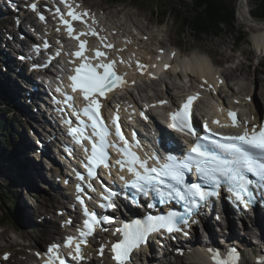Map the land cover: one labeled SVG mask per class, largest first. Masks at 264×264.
I'll return each mask as SVG.
<instances>
[{"label":"snow or ice","instance_id":"obj_1","mask_svg":"<svg viewBox=\"0 0 264 264\" xmlns=\"http://www.w3.org/2000/svg\"><path fill=\"white\" fill-rule=\"evenodd\" d=\"M68 8L67 15L72 21L83 20L84 16L89 13H78L69 0H61ZM35 10L36 5H32ZM59 12V9H57ZM43 20L44 16L41 15ZM61 22L67 27L70 36H73L75 29L71 21L64 18V14L60 16ZM93 35L98 36L99 33L91 30L89 33H79L74 36L79 40V51L74 53V56L81 59L78 66L73 69L74 74L69 77L73 92L79 91L82 94L83 100L86 102L81 110L84 117L91 121L93 129L92 135H85L86 128H73L72 134H77L91 142L90 154L85 162V168L88 175L95 178L97 176L96 168L103 165L109 167V152L108 149L116 147L122 154L124 159L117 160L121 169L127 167L134 179L129 186L137 192L147 196L149 193H154L159 197L161 203L179 200L182 201L186 212L178 213L175 211L169 212L161 216H149L147 219H137L134 223H124L122 228L117 229V232L122 233V240L111 245L113 259L116 264H127L131 259V253L134 249L148 242V237L161 230L168 233L174 231H183L182 226H188L189 220L203 207L208 200L215 196L219 197V189L221 186H226L227 190L234 193L235 199L245 208L250 203L254 202V192L252 189L253 180L255 177L262 187H264V124L253 125L251 128L245 126L240 134L223 136L221 140H213L212 135L220 136L221 133H212L207 122L204 123V129L212 133L211 135L201 136L194 126L193 104L199 99V93L188 96L186 100L179 105L175 111L169 113L171 123L169 127L175 131L183 133L185 136L195 138V143L190 149V152L183 159L169 155L167 159L161 163L158 157H153L157 162L154 165H149L148 160L142 159L136 152L132 150L129 140L124 136L118 115L113 119L115 127V135L119 138L121 144H115L108 140L112 134L101 115L102 107L98 97H106V94L113 91L117 87H123L127 81L124 79L126 74H120L116 71V60H108V53L98 49L94 51V57H89L85 53L88 51L87 42L80 40V36ZM47 46V45H46ZM104 47L108 49L114 48V45L108 43ZM162 51V50H161ZM59 55V53H57ZM172 55H175L173 53ZM103 57L104 59H100ZM93 60L99 62L93 63ZM74 63V61H73ZM120 63H124L123 58ZM155 65H153L154 67ZM137 61V68L144 73L147 68ZM170 65L165 64L167 70ZM207 83V81H205ZM211 87V86H210ZM70 99H73L70 97ZM161 104L167 101H160ZM80 113H77L79 118ZM144 119L147 116L141 112ZM228 116L231 119V124H221L219 120H213L212 123L219 127H238L239 122L237 114L231 110L228 111ZM83 125L85 122L80 121ZM98 137V139H96ZM201 140L210 142V145L201 143ZM82 143V140H78ZM139 146L138 143L136 145ZM85 152H89L85 148ZM195 171L199 179L203 182H189L186 173ZM123 179V177H121ZM128 183V182H126ZM203 185H211L215 190L209 191ZM116 193L109 190L108 194L103 197L107 203L104 207L115 208L113 197ZM78 199H80L78 197ZM83 203V200H80ZM152 205H149L151 207ZM85 216L88 217L84 221V228L80 230V237L66 238L65 246L72 247L74 245V253H69L72 260H83L82 245L87 243V237L94 235L95 225L101 223L96 213H90L85 206ZM112 217H103V222L111 223ZM196 222V221H192ZM187 235V232L184 233ZM60 245L53 244L47 250L48 259L45 264H66V260L59 254ZM212 254L213 264H239L240 255L235 248L221 251L220 249H208ZM101 255L104 252V246L99 249ZM39 255V253L37 254ZM4 259H8V254L4 255ZM260 264H264L261 261Z\"/></svg>","mask_w":264,"mask_h":264},{"label":"rangeland","instance_id":"obj_2","mask_svg":"<svg viewBox=\"0 0 264 264\" xmlns=\"http://www.w3.org/2000/svg\"><path fill=\"white\" fill-rule=\"evenodd\" d=\"M243 1L236 0L235 3L237 28L241 30L242 34L237 33V31L234 33L231 29L223 28L215 34L208 32L207 34L199 36L201 38H198L195 36L194 28L190 24L188 25V23L187 25H183L182 21L176 16L177 13H180L188 19L191 15H196L197 11L192 7L190 0H122V2L115 5H112V0H85L89 6L100 9L109 8L113 20H118V27H121L123 24L130 27L134 25L143 30L142 36L147 34L151 35L155 39L156 45L167 44V46L179 48L182 52V55L181 53L180 55L184 56V59L186 56H192L199 51L204 52L206 56L210 53L214 57V61L209 57V60L213 61L214 69L218 68L224 75L230 74L232 68L243 64L245 67V71L243 72L245 74L248 72L251 79H254L257 84L259 83L258 94L260 98H264L262 96V93H264V56L259 57L260 54L254 46V36L259 29V26L254 21L256 19L252 17V6H255L256 0H248L245 11L250 14H247L248 20L242 16V18L240 17ZM109 15L106 16L107 20H110ZM180 24L183 29L180 27ZM241 37L245 38L241 44H238L236 40H239ZM226 60L228 62H225ZM217 64L220 67H217ZM238 75L235 80H230L232 82H230L231 86L235 85V88L238 87L236 85L238 81L242 82V75ZM166 77V81L170 83H175L178 79L176 76H174L175 78L170 76ZM260 79L263 80L262 84L258 81ZM0 81L2 83L0 86V124L3 125L6 122L5 129L12 134V140L15 143L16 150L15 158L18 162L16 164L7 161L0 164V181L2 185H7L5 191L11 193L13 202L17 204L19 210V218H16L15 213L13 215L10 214L7 218L4 216V213L9 210V206L6 204L5 207H2V203H0V222L3 223L9 220L6 225H0V262L5 260L3 256L7 253L9 259L7 264H17L18 260L24 262L22 260L26 257H24V254H30L35 259V255L31 252L33 247L52 242L61 237L62 233L59 232L58 227L61 225V228H63L62 224L64 223L65 217L58 216L57 212L68 203L64 205L65 200H62V195H60V198L63 204H61L62 202L58 194H51L53 193L51 192L52 189L53 191L55 190L54 184L55 186H59L60 184V188L62 185L61 180H57L56 182L53 178L54 174L57 175V171L52 168V162L47 164V162L51 161V154L47 151V154H43V157L46 155L45 158L40 159L38 157V160L32 157L40 155L37 152L39 147L36 144L40 138L37 137L42 136V139H44V128L36 122V116L42 117V112L40 110L35 112V104H33V107L26 106V110L28 111V114L24 111L26 116L21 115L22 113L16 109L23 110L21 106L22 104L25 105L26 99L21 97L16 102L17 107L12 106L10 100L4 96V92L1 90L3 86L10 87L7 82L11 81L12 83L16 81L15 76H0ZM140 81L139 79V83ZM179 82L180 80L177 83ZM142 85L145 87L146 93L154 88V84H150L148 80L146 85ZM158 87L161 88L160 91L165 88L163 82L156 86V88ZM10 91L11 88H9ZM160 91L159 93H161ZM149 94L152 95L153 91H149L147 95ZM137 95L140 97L139 94ZM27 101L28 105H31L32 102L29 99ZM28 115H31V118H28ZM38 123L40 122L38 121ZM6 130L5 132H7ZM15 132L20 135V139H15ZM3 135L4 133L2 134L0 131V152H4L6 148L1 140ZM29 144H32L33 149L27 152V145ZM53 180L54 183L51 182ZM0 191L2 190L0 189ZM55 196L58 198H55ZM57 199L59 201L56 202ZM251 223L252 221L249 220L238 222L236 223L237 229L234 230L238 234L237 237L242 238L241 241L243 244L239 241V245H244V243L246 245L243 248L245 250L244 264H258L256 258L260 248L255 246L250 235H248V230L253 228ZM221 225L224 227V224ZM218 227L220 226L218 225ZM53 229H57L58 231L53 232ZM226 231L232 234V228L226 229ZM257 235H260V233L258 232ZM228 236L230 238L232 237L231 235ZM237 237L235 236V238ZM220 238L221 240L223 239L222 235ZM255 253L256 256H254ZM168 257L169 255L166 258ZM164 263L168 264L167 261ZM176 264H191V259H178Z\"/></svg>","mask_w":264,"mask_h":264},{"label":"bare ground","instance_id":"obj_3","mask_svg":"<svg viewBox=\"0 0 264 264\" xmlns=\"http://www.w3.org/2000/svg\"><path fill=\"white\" fill-rule=\"evenodd\" d=\"M1 2H3V4L5 5L6 4V2H7V0H4V1H1ZM76 2V0H69V4H71V5H73L74 3ZM243 5H242V9H241V11H240V17L242 16V17H244L246 20H248L247 19V14H249V12L248 13H246L245 11H246V8H247V4H248V0H244L243 2ZM29 2H26V5H25V7L24 8H27L28 6H29ZM62 5H65L64 3H62ZM13 8H16V6H13ZM18 8L19 9H21L19 6H18ZM24 10V9H23ZM25 11V10H24ZM6 12L8 13V15H10V14H12L10 11H7L6 10ZM90 15H92L93 17H96V15L95 14H93V13H91ZM250 15V14H249ZM128 17V16H127ZM241 17V18H242ZM54 18L55 19H58V17H57V15H55L54 16ZM255 21V24L257 25V26H259L258 28V31L255 33V36H254V46H255V48H256V50H257V52L260 54V56L259 57H263L264 56V21H256V20H254ZM101 24V23H100ZM181 25V24H180ZM182 26V25H181ZM256 26V27H257ZM21 29H22V31L23 32H29L30 30H29V28H28V26H26V25H20L19 26ZM34 28H35V30H36V32H40V28H39V26L38 25H35L34 26ZM52 28V27H51ZM51 28H46V31H45V33H48L49 31H50V29ZM59 31V30H58ZM58 31H57V33H58ZM99 33V35L98 36H90V35H85L87 38H91V40L94 42V43H96L97 41H99L101 38H103V34H105V35H109L110 36V38H114L115 36L112 34V32L111 31H102L101 30V32H98ZM63 36L65 35V33L64 34H62ZM103 41V40H102ZM92 43V42H91ZM104 43V42H103ZM18 47H19V44H18ZM0 48H1V46H0ZM102 49H104V48H102ZM119 50L120 51H122V47H120L119 48ZM181 53V52H180ZM208 56H206V54L204 53V52H202V51H199V52H197V53H195V54H193L192 56H186L185 57V59H184V56H181L180 54L178 55V61L180 62V61H183V60H185V61H183L182 63H184L185 64V68L187 69L186 71H189L191 74H192V76L191 75H189L193 80L195 79L196 80V78L197 77H199V79H201L202 77H203V75H207L210 79H212V80H216V78H215V74L217 73L218 75H222V76H224V78H226V80H227V83H228V88L232 91V98H231V103H233V101L235 100V99H239L240 101H242L243 103H244V107L245 108H247V111H245L244 112V115H247V114H250V116H252V115H255L256 117H258L259 115H260V113L263 111V109H264V98L263 97H261L260 98V95L258 94V87H259V83L257 84L255 81H254V79H251V77L248 75V72H246V74L243 72V71H245V67H244V65L243 64H241L240 66H236V67H234V68H232V70H230V74L228 73V75L227 74H223L219 69H218V71H217V69H214V65H213V62H210V60H209V57L214 61V57L210 54V53H208L207 54ZM0 56H1V54H0ZM191 57V58H190ZM39 64L40 65H43L44 64V60H42V59H39ZM216 63V62H215ZM127 65V67L125 66V65H122V69L125 71V73H126V76H127V79L129 80V81H127V83L123 86V87H125L126 85H128V84H130L131 82H133V81H135V82H137V89H138V94H139V98H144V96L146 95V89H145V87L142 85V84H140L139 83V79H134L133 78V75H136L137 74V72L135 71V72H133V74L127 69V68H129L130 67V64H126ZM171 65H172V67H171V69L173 68V64L171 63ZM177 65V62H176V64H175V66ZM53 68V67H52ZM173 70V69H172ZM153 74V72L151 71V70H149V69H146L145 70V74H144V76L147 78V80H148V82L150 83V84H152V80H151V78H150V76L149 75H152ZM178 75H179V78L181 79V76H180V74L179 73H177ZM238 74H241L242 75V77H241V79H242V82H239L238 81V83L236 84L238 87H234L235 85H233V86H231L230 85V80H232V79H236L237 78V76H239ZM169 74H167V77H174L175 75H173V74H170L169 76H168ZM9 77V76H8ZM166 77V78H167ZM175 78V77H174ZM142 80H146L145 78H142ZM168 80V79H167ZM170 80V79H169ZM182 80V79H181ZM259 82H260V84H262L263 83V80L262 79H260V80H258ZM9 85H10V87L9 88H11V91H10V93L12 94H14L15 96H14V99H15V101L17 102V101H19V98H24L25 99V97H26V95H25V90L20 86V85H17V83H11V81H9V82H7ZM11 83V84H10ZM201 83V82H200ZM232 83V82H231ZM163 84H164V86H165V88L162 90V91H160L161 92V94L163 95V96H161V95H159L158 94V99H156L154 102H157V101H159V100H163V99H165V98H168V99H170L173 103L177 100V97L180 95V93H182V86L179 84V83H170V82H168V81H166V79L164 80V82H163ZM8 88V89H9ZM149 92V91H148ZM249 96H251L252 98H253V103L252 104H249V103H245L244 101L246 100V98L247 97H249ZM262 96H264V93H262ZM20 101H21V99H20ZM23 102V101H22ZM22 102H20V103H22ZM206 102L207 101H202L201 103H202V105L201 106H204V103L206 104ZM14 103V102H13ZM210 105V107L211 108H209V110L210 111H212V112H216L217 110L218 111H220L221 112V110L220 109H218V108H216L217 107V105H214V107L212 106V104H209ZM15 107H17V106H15ZM22 109H23V111H25L27 114H28V111L26 110V108H25V106L22 104ZM30 116L31 115H28V117L30 118ZM13 119V118H12ZM40 119H38V121H39ZM10 121V120H9ZM39 125L41 124V126L44 128V126L46 125V121H41L40 123H38ZM51 128H53V127H46L45 129H44V138H45V136H47L48 134H50L49 135V137L50 136H52L51 138H50V143L52 144L53 142H56V144H58L59 142L58 141H56V140H54L53 139V135H59L60 134V132H53V131H50V129ZM4 132H2V134H3ZM8 135H10V136H12V134L11 133H7ZM5 135V134H4ZM16 136V138L15 139H18V138H20V135L17 133V132H15V134H14V137ZM8 137V136H7ZM2 138V137H1ZM5 138V137H4ZM3 139V138H2ZM1 139V140H2ZM8 140V139H7ZM3 142V141H2ZM4 143V142H3ZM5 144V143H4ZM12 144H15L14 143V141H13V143ZM2 145V144H1ZM53 145H54V143H53ZM143 147H145V146H143ZM65 148V147H64ZM27 149H28V151L27 152H29V151H31V149H33V146H32V144H29V145H27ZM37 149H38V147H37ZM33 152V151H32ZM50 154H51V161H52V165H58L59 166V164H60V161L59 160H57V161H54V159L52 158V156L53 155H56V150L55 149H53V148H50ZM76 156V158H79V155L78 154H76L75 155ZM150 156V155H149ZM58 166H55V167H58ZM40 167V166H39ZM46 167V166H45ZM40 170V169H39ZM41 171V170H40ZM35 173V172H34ZM63 175V174H62ZM61 175V176H62ZM76 175V174H75ZM50 180V179H49ZM52 180V179H51ZM67 179H65V181H66ZM115 182H116V180H115ZM57 184H59V183H57ZM62 185H61V187H66V183H64V182H62L61 183ZM14 185V184H13ZM13 185H11V186H13ZM3 187H1V188H4L5 187V189L4 190H6V188H7V185H2ZM59 186H60V184H59ZM254 187V186H253ZM57 188V187H56ZM67 188V187H66ZM3 190V189H2ZM50 190V189H49ZM89 189H85V191H86V193H87V191H88ZM51 191V190H50ZM68 191L69 192H71L72 194H74V191H76V189L74 188V187H68ZM51 192H54L53 191V189H52V191ZM90 192H91V190H90ZM3 193H4V191H3ZM8 193V192H7ZM51 194H55V193H51ZM78 194H79V191H78ZM68 198L69 197H71V195H70V193H68ZM78 196V195H77ZM139 196H140V194H139ZM10 197H11V195H10ZM14 197V196H13ZM140 197H142V196H140ZM233 197V196H232ZM62 200H65L63 197H62ZM71 200V199H70ZM75 202L76 201H69L68 202V204H70V206L71 207H68V211H72L73 210V208H74V205H80V209H81V212H83V213H85V211H84V209H85V207L83 206V205H81L80 203H77V204H75ZM62 204V203H61ZM60 204V205H61ZM66 203H64V205H65ZM97 203L96 202H94V203H90V204H86L85 206H87V210H88V212H90V213H92L91 211H89V206H93V205H96ZM11 205H13L12 203H11ZM12 206H9L8 208H9V210H10V208H11ZM67 208V207H66ZM17 210V212H15V216H16V218H19L18 216H19V210H18V208L16 209ZM93 213H98L97 211H93ZM14 214V213H13ZM12 214V215H13ZM36 214V213H35ZM206 222H208V221H206ZM215 222V221H214ZM221 222V221H220ZM212 223V226H213V222H211ZM252 226H253V228L252 229H249L248 230V235H250V237H251V240L253 241V243L258 247V248H260V250H259V252H258V256H257V262H258V264H260V262L261 261H264V219L263 218H261V220H259L258 221V219L257 220H255V221H252ZM212 226H211V224H209L207 227H208V229H209V235H210V237H211V239L213 240V241H215V244L218 246L219 244L218 243H216V240H217V234H215V231L212 229ZM214 228H216V227H214ZM229 228H232V234L231 233H229V232H227L226 231V229H229ZM211 229V230H210ZM235 229H237V225H236V221L235 220H233V219H231V218H228V220L226 221V222H224V227L222 228V230H221V235H222V237H224V238H226V237H228V240L230 239H232V240H234V239H236V240H241L240 238H238L237 236H238V234L237 233H235ZM57 230V229H56ZM58 231V230H57ZM212 231V232H211ZM260 233V235H257V233L258 232ZM116 234L117 233H115V236H116ZM228 235H231L232 237L230 238ZM4 236V235H3ZM219 236V235H218ZM235 236L237 237V238H235ZM206 236L205 235H203V236H197L196 237V239H197V241H199V243L200 244H202V243H204V241H209V239L208 238H205ZM2 238V237H1ZM116 238V240H115V243H117V242H119L120 241V239H118L117 238V236L115 237ZM250 240V241H251ZM242 242V241H241ZM242 244V243H241ZM245 244V243H244ZM234 246L236 245V244H233ZM165 248H166V246L163 244V243H161V245L159 246V251L158 252H160V254H161V258H166L169 254H168V251L167 252H163L164 250H165ZM141 249H142V251H143V257L140 259V263L141 264H159V260L157 259L158 257H156L155 255H151L152 254V250L150 249V247L148 246V245H146V244H143V245H141ZM44 250V249H43ZM228 250V249H227ZM255 250V249H254ZM258 251V250H257ZM39 253V255H37ZM42 254H44V251L42 252V251H38V252H33V255H35V259H34V257L32 256V255H28V254H24V257L25 258H23L22 260H24V262L23 261H21L20 262V264H35L36 263V260H38L39 258H41L42 257ZM104 257L108 260V263L109 264H116V261L113 259V253H112V251H111V247L110 248H108L107 250H106V252H105V254H104ZM196 258L199 260V261H203V262H206L207 263V258H206V256H205V254L204 253H202L201 251H197L196 252ZM179 259H181V258H179ZM42 260L43 261H45L46 259H44V258H42ZM32 262V263H31ZM74 263H78V261L77 260H75V262ZM0 264H3V262H0ZM161 264H165L164 262H161ZM169 264V263H168Z\"/></svg>","mask_w":264,"mask_h":264},{"label":"trees","instance_id":"obj_4","mask_svg":"<svg viewBox=\"0 0 264 264\" xmlns=\"http://www.w3.org/2000/svg\"><path fill=\"white\" fill-rule=\"evenodd\" d=\"M114 2H119L122 0H112ZM192 3V7L196 12V15L190 18H186L185 15H179V19H181L183 25L190 24L195 30V36L201 38L203 34H207L208 32L217 33L219 30L223 28L231 29L234 33H241V30L237 28V18H236V0H190ZM252 16L254 19L258 21H264V0H256L255 6H252ZM242 34V33H241ZM245 37H241L239 40H236L238 44L243 42ZM3 91V90H2ZM6 122L2 125L0 124V131L4 134L2 136V141L5 143L4 152H0V156L3 157L4 160H8L10 163L18 164L15 155V145L12 147V137L8 135V130L5 129ZM4 127V129H3ZM5 130L7 132H5ZM10 133V132H9ZM8 136V137H7ZM5 137V138H4ZM8 139V140H7ZM2 183L0 181V203H2V207L7 204L8 206H12L10 211L4 213V216H10L13 213L17 212V204L13 202V198L10 197V192L5 191V187L1 188ZM4 191V193H3ZM11 203L13 205H11ZM1 206V204H0ZM8 218V217H7ZM9 221V220H8ZM8 221H4L3 223H7Z\"/></svg>","mask_w":264,"mask_h":264}]
</instances>
